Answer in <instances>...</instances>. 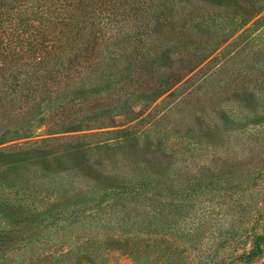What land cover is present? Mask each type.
Instances as JSON below:
<instances>
[{"label": "rangeland", "instance_id": "374dc122", "mask_svg": "<svg viewBox=\"0 0 264 264\" xmlns=\"http://www.w3.org/2000/svg\"><path fill=\"white\" fill-rule=\"evenodd\" d=\"M172 2L171 25L194 19L211 4L210 0ZM247 5L259 8H254L252 15L235 19L228 26L231 33L226 35L225 31L211 34V28L199 27L201 30L193 35L182 37L180 44L170 42L158 47L142 41L143 51L129 53L126 48L108 70L115 78L124 77L132 64L131 69L136 71L121 81L118 91L93 101H70L63 124L55 130L47 126V115L41 116L40 112L36 128L20 131L25 137L0 143V180L17 173L29 178L35 170L40 176L61 175L63 180L83 187L94 181L101 183L112 167L118 170L109 176L119 179L129 159L145 162L152 158L155 165L170 169L173 184L182 185L185 192L195 183L204 185L202 194L192 195L195 206L188 215L191 217L201 207L216 211L215 219L202 227L210 231L208 239L200 244L199 238L190 236L184 241L171 236L157 247L166 245L170 260L155 263L143 257L136 261L128 250L106 240L119 232L98 224L105 209L99 206L93 210L87 203L80 211L82 204L77 200L82 196L77 195L71 210L79 209L80 214L75 221L66 222L67 213L54 210L58 198L42 184L39 192L27 187L16 193L26 197L21 213L26 219L19 223V230L11 231L14 226L0 218V231L5 230L2 237L0 232V250L14 245L16 237L42 235L29 239L23 249L0 255V264H219L222 257L227 262L252 244L243 235L230 247L216 244L220 235L209 229L211 224L217 229L248 227L264 236V142H251L250 134L260 129L264 135V128L257 126L258 120L264 119V4L247 0ZM176 38L172 40H180ZM200 45L201 50L196 48ZM194 62L200 63L191 66ZM94 89L89 86L77 92ZM42 104L54 105L41 100ZM3 117L0 114V122ZM249 121L257 122L255 129ZM258 156L263 159L261 163L256 162ZM216 174L224 177L223 181L215 178ZM245 174L243 182L240 176ZM104 185L108 183L99 187ZM233 186L236 190H228ZM73 188L59 194L77 193ZM13 193L14 189L5 190L0 197ZM102 194L98 191L86 197ZM183 219L187 221L188 217ZM199 255L200 261L196 260ZM252 260V264L264 262V240L259 242V253Z\"/></svg>", "mask_w": 264, "mask_h": 264}, {"label": "trees", "instance_id": "16d2710c", "mask_svg": "<svg viewBox=\"0 0 264 264\" xmlns=\"http://www.w3.org/2000/svg\"><path fill=\"white\" fill-rule=\"evenodd\" d=\"M172 1L183 4L186 0H0V114L5 116L0 122V143L25 137L20 131L28 132L36 128L40 122V112L41 116L47 115V126L55 130L63 124L64 110L69 107L70 101L77 98L93 101L107 98L110 93L118 91L123 85L121 81L136 71L131 69L134 68L132 64L130 69L124 71V77L115 78L111 76L113 72L108 70L110 64L113 66V62L121 58L126 48L129 53L143 51L145 44L142 41L157 44L158 47H165L170 42L180 44L183 43L182 37L193 35L202 28H211V34L225 31L223 35H226L231 33L232 29L228 26L234 24L235 19L243 14L252 15L254 8H259L247 5V0H210L211 4L204 8L203 13H197L194 19L179 20V24L171 25L169 10L175 7ZM261 1L264 4V0ZM174 37L180 40L173 41ZM121 41H127V44L123 46ZM196 48L201 50L202 47ZM200 62H194L191 66ZM89 86L95 89L77 92ZM41 100L54 105L40 106ZM255 121H249L252 130L255 129ZM263 122L264 119L258 120L257 126L264 128ZM250 134L253 136L251 142H255L253 139L264 142L260 129ZM129 160L128 164L123 165L125 173L119 179L109 176L118 170L112 167L101 183L95 184L94 181L92 185L83 187L63 180L61 175L40 176V171L35 170L31 171L29 178L24 173L9 175L0 180V195L12 189L15 193L0 197V218L14 226L11 231L19 230V223L26 219L21 214L26 197L17 196L16 193L27 187V190L39 192L40 185L44 184L58 198L54 210L67 213L66 222L76 220L82 208H85L83 204L90 203L89 207L93 210L99 206L105 209L98 224L113 227L119 232L106 240L128 250L133 260L143 257L148 261L153 259L155 263L170 260L169 248L166 245L161 249L157 247L161 242L166 243L171 236L184 241H189L190 236L194 240L199 238L200 244L206 241L210 231L202 227L208 220L215 219L216 211L211 207H201L191 217L188 215L195 206L192 195L196 197L202 194L204 185L195 183L185 192L182 185L173 184L170 169L155 165L152 158L145 162ZM262 160L258 156L256 162L261 163ZM240 177L246 182V174ZM215 178L222 180L224 177L216 174ZM104 182L108 185L99 187ZM225 182L229 183L230 180ZM236 186L228 187V190ZM68 187L77 189V193L59 194ZM98 191L103 193L101 197H86ZM77 195L82 196L76 199L82 205L80 211H73L71 206ZM190 200L193 203H189ZM184 216L188 217L187 221L183 219ZM211 225L209 229L215 235H220L216 244L222 243L224 247H230L240 235L251 239L249 249L241 251L233 259L229 257L227 262L222 257V264H232L234 261L252 264V259L259 253V242L264 240L263 235L251 232L248 227L235 230L229 226L217 229ZM0 232L2 237L5 230ZM38 237L30 234L19 239L16 237V243L1 249L0 255L23 249L29 239ZM60 256L63 255L60 253ZM200 258L201 255L196 260L200 261Z\"/></svg>", "mask_w": 264, "mask_h": 264}]
</instances>
